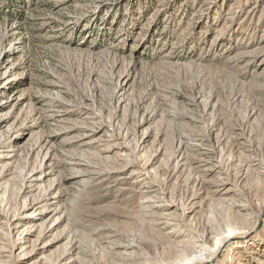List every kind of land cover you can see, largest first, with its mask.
<instances>
[{
  "label": "rangeland",
  "instance_id": "obj_1",
  "mask_svg": "<svg viewBox=\"0 0 264 264\" xmlns=\"http://www.w3.org/2000/svg\"><path fill=\"white\" fill-rule=\"evenodd\" d=\"M0 264H264V0H0Z\"/></svg>",
  "mask_w": 264,
  "mask_h": 264
}]
</instances>
